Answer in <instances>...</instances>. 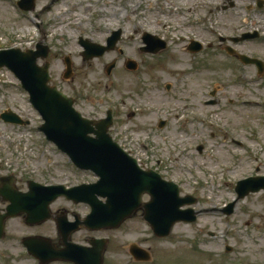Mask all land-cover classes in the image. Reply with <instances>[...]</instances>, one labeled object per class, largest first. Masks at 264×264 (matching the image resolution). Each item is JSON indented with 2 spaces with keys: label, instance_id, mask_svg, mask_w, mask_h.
I'll list each match as a JSON object with an SVG mask.
<instances>
[{
  "label": "rangeland",
  "instance_id": "obj_1",
  "mask_svg": "<svg viewBox=\"0 0 264 264\" xmlns=\"http://www.w3.org/2000/svg\"><path fill=\"white\" fill-rule=\"evenodd\" d=\"M224 1L203 4V17L208 18L210 28V33L202 38L204 43L216 49L220 37L256 30L259 37L239 49L264 60V7L248 12L249 1L236 0V8L229 12L216 10ZM22 2L30 5L29 0H0V51L36 50L42 43L49 52L38 65L49 61L52 81L80 97L81 113L98 119L106 113V108L102 107L98 113L92 100L99 104L106 99L107 65L117 57L120 68L113 72L112 79L125 83L119 85L116 95H127L130 90L141 94V81L144 90L149 89L144 93V103L150 109L161 108L151 119L141 118L121 125L120 135L136 144V140L147 138L150 127L153 128L152 141L167 171L164 175L169 174L180 186L182 195L198 199V205L193 208L203 212L197 223L177 225L164 241H157L151 228L140 219L111 235L102 234L100 239L112 238L106 264H264V191L241 200H237L236 192L240 181L264 177V73L258 75L254 67L236 66L238 62L226 64L225 72L216 69L205 73L206 69H201L202 74L197 71L199 76L188 81L186 91L185 81L161 73L165 67L156 68L154 63L134 73L123 71L126 60L119 59L118 54L86 63L80 38L103 43L112 30L119 28L125 35L133 30L126 38L127 44L135 28L156 30V33L161 30L169 36L163 27L167 26L166 31L170 33L178 26L168 16L171 7L168 5L163 10L155 0H37L35 11L22 12L19 6ZM185 2L187 9L191 8V0ZM122 19H131V22L121 23ZM193 30L197 34V29ZM188 56L195 58V55ZM66 57L74 65L69 80L64 79ZM222 60L217 55L214 63L220 64ZM171 65L177 72L184 68L196 69L192 64L183 65L181 60ZM158 74L162 81L167 78L164 84L170 82L181 91L174 89L169 95L153 91L154 85L147 81H154ZM69 82L72 83L66 84ZM214 91L216 96H212ZM207 100L210 105L205 104ZM255 103L260 110H250ZM10 109L29 120L30 125L19 127L4 123L1 115ZM157 119H167L169 127L160 130ZM42 123L18 79L8 69H0V173L17 174L42 185L76 187L95 182L97 179L92 173L78 171L64 154L47 142L39 131ZM200 147L204 149L201 153ZM152 149L146 154L139 149V153L148 159ZM233 203V214L227 215L224 211ZM84 234L74 240L81 242L87 237ZM46 235L54 238L55 228L46 224L28 227L21 217L10 221L0 242V264H35L30 257L22 258L26 255L20 242ZM132 245L149 253L150 260L135 261L130 255Z\"/></svg>",
  "mask_w": 264,
  "mask_h": 264
},
{
  "label": "water",
  "instance_id": "obj_2",
  "mask_svg": "<svg viewBox=\"0 0 264 264\" xmlns=\"http://www.w3.org/2000/svg\"><path fill=\"white\" fill-rule=\"evenodd\" d=\"M34 5L35 0H32L30 2L32 9ZM21 6L23 9L28 8L25 5ZM106 50L99 49L97 55L102 56ZM47 53L43 46H39L37 52L2 51L0 68H9L30 93L31 102L45 121L41 130L48 141L67 154L79 169L92 171L100 180L97 184L71 190L64 186L43 187L32 183L30 194L11 195L12 206L9 207V213L5 218L26 214L28 224H41L51 218L49 206L52 202L65 196L69 199L79 198L77 202L85 200L93 206L92 215L86 221L89 228L115 229L140 208L143 195L147 193L151 195L152 201L146 205L145 219L156 235L168 236L177 222H195L194 211L180 210L185 205L196 204L195 199L181 198L177 185L163 181L155 173L140 170L137 162L113 142L107 132L112 125L111 114L108 120L98 124L88 121L74 109L72 100L48 86L51 80L49 65L43 68L37 65L38 59L46 57ZM1 118L7 123L22 124L20 118L11 112L4 113ZM261 190H264V178L249 179L240 182L237 187L239 199ZM93 196L94 198L97 196L95 202L91 201ZM98 197L107 199V203L101 204ZM234 207L235 204L230 206L229 214L233 212ZM0 229L2 230V227ZM60 229L62 232V226ZM44 241L33 240L26 243L30 253L41 260L49 248L46 245L47 241ZM50 247L54 251L57 250L56 247ZM66 253H55L51 260H71L76 264H102L100 249L89 252L84 248H73ZM133 254L138 259L150 258L147 253H144V256L138 250H133Z\"/></svg>",
  "mask_w": 264,
  "mask_h": 264
},
{
  "label": "flooded vegetation",
  "instance_id": "obj_3",
  "mask_svg": "<svg viewBox=\"0 0 264 264\" xmlns=\"http://www.w3.org/2000/svg\"><path fill=\"white\" fill-rule=\"evenodd\" d=\"M211 1L213 0H191L193 4V8L187 9V3L185 2V0H175V2L172 4L171 14H168V16L171 17L172 20L178 19L177 25L179 29H177V27H173L172 31L169 33V31H166L168 30V27L164 26L163 28H165V32L169 36L164 35L161 30H158L157 33L155 31V38L157 41L154 43L153 47H154V51L156 52H152L154 54H151L152 55L151 58L153 60V63L155 64V67L160 68L164 66L165 67L164 69L160 68L162 69L161 73L166 72V74L171 76L172 78L175 77V80L178 79L180 81H185L186 91H188L187 90L188 81L191 80L194 76L196 77L199 76L197 75V71L201 72V69L202 70L209 69L210 58H214L219 54L225 57H228V48L233 49L231 50L232 55H233L232 56L233 61L230 64L234 65V64H237V62L239 64L236 66H239L242 64L240 57H239V54L241 53V50L239 49V47L241 46V43L235 44L233 40L241 38L244 35L234 34V36L229 37L228 40L224 38H219V44L216 49L214 45L206 44L204 43V40H202V38H205V36L208 35V26L205 27L208 23V18L203 17L204 16L203 15L204 13L203 4H205L206 2H211ZM246 1L250 2V3L248 2L247 9L251 11L254 9L253 5L255 4L257 5V2H259L260 0H246ZM166 2L167 0H158L159 4H163ZM236 3H237L236 0H225L221 4V7H217L216 10H220L219 8H221L222 11H226L230 8L234 9L237 6ZM181 4L184 5L183 6L184 8L181 7L182 6ZM162 9L164 10L165 8L163 7ZM200 14L202 16L201 18H199ZM189 19L195 21L194 25L187 24ZM120 22L130 23L131 19H122L120 20ZM200 27L202 29H199L198 31V28ZM194 28L197 29L198 31L197 34H194V30H193ZM119 29L124 33V30L122 28H119ZM136 32L138 33V31ZM123 33H121L118 45L116 49L112 52V54L123 55L121 45L126 44L125 47H127V49L131 48V44L133 47L137 45L134 42H130L131 44L130 43L127 44L125 35ZM222 39H224V41H222ZM194 40H197L196 42L199 41L198 43L204 45V46L201 45L202 46L201 49H198L197 52L191 49L192 43L195 42ZM141 42L143 46V41L141 40ZM140 48L141 47H139L138 50ZM209 49L210 50L214 49L213 55L210 54ZM217 50H219V54L217 53ZM188 55L190 56L195 55V58L189 57ZM177 59L181 60L183 62V65L185 66L192 64V66H195L196 69L190 71V69L184 68L182 72H177L176 70L172 68L173 65H171L179 61ZM117 63H118V58H116V60L112 63L113 65H115L112 70H109V67H108L109 65L107 66V76L109 80V86L107 87L106 95L104 94V97H106V99H104V101L102 100L99 104L96 103L94 99L92 100L97 112L98 110L102 109V107H104L106 108V113L102 115L99 119L96 118L95 116L88 117L87 115H84L83 113L82 114L89 119L101 120L104 117H107L109 112H112L113 125L110 129V134L113 136L114 140L126 152H128L131 156L137 159L139 167L142 170L146 172H149V171L155 172L159 174L163 178V180L172 181L169 174L167 175V177L164 175L167 171L162 165L163 161L159 159V154L157 151L158 148L156 147V144L152 141L153 136H151V134L153 133V130H154L153 128L151 129L150 127L148 131L149 136H147V138H142L138 140L135 139L137 141L136 144L131 143V140L130 141L124 140L123 136L120 135L121 130H122L121 125H124L126 123L131 124V121L139 120L141 118L151 119L152 116L158 112L157 109L159 108L156 109L153 106V108L150 109L148 107L149 105L144 103L146 99V94L149 91V89L145 91L142 85L140 84L141 81L139 83V86L141 87V91H142L141 94L138 91L132 92V90H130L127 95H123L120 93H118V96L116 95L119 85L125 83L124 81H119V80L113 81L112 79L113 72L116 70L119 71V67ZM140 68L141 66L138 65L136 71L130 70V65L128 64V62H126L125 70L123 71L126 73L140 72L141 71ZM160 74L156 76L154 81H147L151 85H154V88L152 89L153 91L158 92L160 94H167V95L172 93L174 89H176V91L178 92L181 91L180 87L176 88V86L170 82H169V85L166 83L164 84V81H167V78H165L162 81V79L158 78L160 77ZM189 75H191L192 77H190ZM71 76H72V73L70 74L68 78H70ZM68 78L66 77V73H65L64 79L69 80ZM70 83L72 82H69L66 84H70ZM53 85L58 87L60 91L64 92L66 95L71 97L74 100V104L78 110V106H80V103L82 102V100H80V97L76 94H70L69 92L64 90L61 86H59L58 84H55L54 81H53ZM129 101H132L133 104H130ZM205 104L208 105L209 100L205 101ZM156 124L158 125L160 130H163L169 127V121L167 119L166 120L157 119ZM184 124L187 126V120H185ZM151 148L153 149L150 152V158L148 159H146L144 156H142L139 153V149H141V151L145 152L146 154V152ZM30 180L31 179H25L23 176H19L17 174L13 175L9 173L8 174L0 173V214H4L10 207V203L7 202L5 196H3L2 193L7 194V192L10 190L12 192L16 191V192H20L21 194H26L30 190L29 189ZM148 201H149V196H145L144 203ZM67 207H70V209H67ZM50 210H51L53 220L47 222L46 225L54 227L56 230V235L54 238H51L48 235H46V237L45 236L43 237L51 239L52 243L57 247L58 250L68 251V250L73 249V246H83V247L90 248L91 244L94 243L95 240H107L106 250H105L106 251L105 258H106V256L109 254L110 243L112 244V238L109 236L110 238L100 239V237H102L101 236L102 234L111 235L114 230H101L97 232V231H91L87 228H84L83 226H81L80 230L78 231L76 230V229H79L80 224L84 222L86 216L90 213V207L88 205L76 204L65 198H61V199H58L56 202H54L50 206ZM140 210L141 211H139L133 219L127 221L125 225L132 222L135 219H140L144 221L143 210L142 209ZM198 212H199V214L197 215L198 217L203 214V212L201 211H198ZM59 220L61 222L62 227L64 228L62 233L58 231L57 222ZM8 223L9 222H7V224ZM81 233H86L84 235L87 237L81 242L74 240L78 238V235ZM35 264H38V262L36 261ZM51 264H71V263L55 262Z\"/></svg>",
  "mask_w": 264,
  "mask_h": 264
},
{
  "label": "bare ground",
  "instance_id": "obj_4",
  "mask_svg": "<svg viewBox=\"0 0 264 264\" xmlns=\"http://www.w3.org/2000/svg\"><path fill=\"white\" fill-rule=\"evenodd\" d=\"M250 110H260V109H257V107H252V108H250Z\"/></svg>",
  "mask_w": 264,
  "mask_h": 264
}]
</instances>
